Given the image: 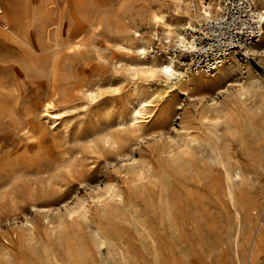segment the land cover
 <instances>
[{"label": "rangeland", "instance_id": "374dc122", "mask_svg": "<svg viewBox=\"0 0 264 264\" xmlns=\"http://www.w3.org/2000/svg\"><path fill=\"white\" fill-rule=\"evenodd\" d=\"M149 1L31 0L29 19L56 21L57 39L36 42L32 27L33 48H0V264L248 263L252 232L264 225V40L260 55L239 50L247 65L234 66L220 87L176 91L134 126L132 80L112 42L125 38L119 21L158 46L149 56L177 47L150 39L140 24L136 14ZM0 7L8 14L5 0ZM249 77L259 83L248 87ZM51 99L72 107L69 138L41 124V104ZM216 155L244 173L232 197L225 169L209 158ZM261 243L258 264L264 230Z\"/></svg>", "mask_w": 264, "mask_h": 264}, {"label": "bare ground", "instance_id": "6f19581e", "mask_svg": "<svg viewBox=\"0 0 264 264\" xmlns=\"http://www.w3.org/2000/svg\"><path fill=\"white\" fill-rule=\"evenodd\" d=\"M30 1L5 0L8 14L6 12L2 14L0 7V48L5 49L7 46L15 44H24V46L27 45L29 48H33L26 43L28 30L32 27L34 28L36 42L43 43V39L46 37V40H49L50 35L54 39H57L59 31L56 21L41 17L31 22V19L28 17ZM254 3L259 13V18L263 22V33L257 43L246 45L239 49L242 54L247 56L260 55L263 52L260 47L262 48L261 43L264 40V0H254ZM220 9L218 0H152L136 15L141 20L140 24H143L147 28L150 39L162 38L167 40L166 42L172 41L179 48H194V35L190 34L188 36L182 29L195 30L198 24L207 21L213 15L217 16ZM41 14H45V9H42ZM116 33L125 37L124 40H113L112 42L113 48L118 54L116 64L124 69L126 75L132 80L127 104L132 106L129 112V122L137 127L148 122L155 107L160 105L159 100L172 96L176 91H185L186 88L193 90L218 88L225 77L231 71L233 72L234 66L247 65L242 60L239 50H235L230 53L227 61L209 76L202 73H188L184 62L180 61V59L178 60L177 56L175 57L172 54L160 57L156 56L157 54L149 56L150 54L148 55L146 52L150 48V43L143 42V36L136 26L120 20ZM2 43L5 46H2ZM71 43L75 48L80 46L74 41ZM230 76L228 75L229 78ZM207 77H212V80ZM185 80L187 82L183 83ZM149 82L157 84L151 87L152 85ZM258 83L257 79L249 77L246 85L254 87ZM85 94L90 99L94 98L93 89H87ZM71 109L72 107L59 108L53 99L47 100L41 104V124L46 128L47 126L50 127L54 132L59 130L62 134H65L64 137H68L70 121L72 119ZM170 109V105L167 104L166 107L159 108V112L166 115ZM125 116L119 113L116 115L118 125L126 122ZM190 143L202 148V145L196 139H190ZM209 158L212 161L216 160L225 169L226 180L228 182L227 193L229 197H232L234 191L233 183L234 181L242 180L244 176L243 171L238 164H234L229 170L226 169L225 161L218 155H216V159ZM110 190L116 201L122 203L124 199L122 191L112 186ZM81 210L86 219L85 216L89 214L88 210L90 208H87L82 203ZM261 225L262 222L258 221L252 232L249 250H247V264H258L259 247L264 230V225L262 227ZM93 228H95L94 232H96L97 237L102 238L100 229L98 227ZM241 238L245 239V236L242 235Z\"/></svg>", "mask_w": 264, "mask_h": 264}, {"label": "built area", "instance_id": "2783aa9c", "mask_svg": "<svg viewBox=\"0 0 264 264\" xmlns=\"http://www.w3.org/2000/svg\"><path fill=\"white\" fill-rule=\"evenodd\" d=\"M220 11L196 29H186L194 35V48L172 47L171 54L186 57L184 64L188 73L211 75L228 59L230 53L255 44L263 33V22L259 18L254 0H218ZM160 54L158 46L149 48Z\"/></svg>", "mask_w": 264, "mask_h": 264}]
</instances>
